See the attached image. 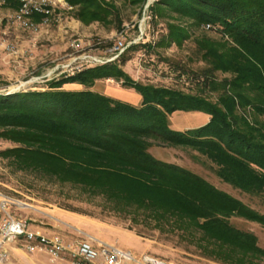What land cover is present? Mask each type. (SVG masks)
<instances>
[{"label":"trees","instance_id":"obj_1","mask_svg":"<svg viewBox=\"0 0 264 264\" xmlns=\"http://www.w3.org/2000/svg\"><path fill=\"white\" fill-rule=\"evenodd\" d=\"M69 3L79 5V15L89 21L109 13L102 0ZM158 5L217 27L234 42L225 50L215 41L200 43L214 67L206 83H216L214 70L234 74L217 102L173 87L143 85L116 62L87 68L49 81L48 89L0 93V138L16 143L0 155L18 170L102 195L137 217L142 211L145 224L195 243L203 254L227 263L260 264L264 248L256 235L236 228L229 218L264 224V214L201 175L157 159L149 147L154 139L196 149L217 165L225 182L264 194V122L248 115L250 110L264 116V0H160ZM170 37L181 43L187 34ZM110 77L140 92L141 105L91 89L64 88ZM181 110L204 111L211 119L201 127L174 130L169 115Z\"/></svg>","mask_w":264,"mask_h":264},{"label":"rangeland","instance_id":"obj_2","mask_svg":"<svg viewBox=\"0 0 264 264\" xmlns=\"http://www.w3.org/2000/svg\"><path fill=\"white\" fill-rule=\"evenodd\" d=\"M60 1L52 0L50 11L39 14L40 17L33 14L31 21L34 24L30 28L13 20L19 7L16 1L0 4V93L48 89L47 83L51 80L116 62L143 85L173 87L217 102L225 90V80L234 76L232 72L214 70L212 77L216 83H206V76L214 67L200 43L215 41L225 50L234 46V42L217 27L196 23L177 11L159 6L160 0H102L109 13L105 19L90 21L79 15V5H71L69 0ZM175 32L185 33L187 37L177 43L170 37ZM119 40L125 43L123 51L106 52ZM105 58L111 61L105 62ZM123 82L110 77L97 79L92 86L75 82L66 83L64 88L91 89L124 102L139 98L142 103L140 92ZM250 94L254 96L253 92ZM194 112H201L211 119L204 111L181 110L169 115V126L179 130L194 125L201 118L194 116ZM248 115L251 121L264 122L262 115L254 116L250 110ZM150 141L149 151L157 159L201 175L264 214V194L244 192L222 180L217 175V165L202 152L154 139ZM14 145L16 143L0 138V150ZM0 193L18 202L15 215L27 220L33 229L49 237L62 238L67 247L62 257L54 259L47 250H39L37 260L40 264L72 262L71 248L88 237L137 254L162 258L168 264H233L201 253L199 246L178 235H168L159 228L148 226L143 222L142 211L137 217L133 210L115 208L118 205L102 195H93L79 186L35 172L18 170L10 159L1 155ZM229 221L236 228L255 234L259 246L264 248V224L237 215ZM13 246L15 243L9 246L10 259L14 264H20ZM21 248L30 255L39 252Z\"/></svg>","mask_w":264,"mask_h":264},{"label":"built area","instance_id":"obj_3","mask_svg":"<svg viewBox=\"0 0 264 264\" xmlns=\"http://www.w3.org/2000/svg\"><path fill=\"white\" fill-rule=\"evenodd\" d=\"M7 1L9 0H0V4ZM14 1L18 3L19 7L14 13L13 20L26 28L33 26L34 23L31 21L33 14L48 13L52 3V0ZM125 47V43L119 40L106 52L119 53ZM108 60L109 58H105L104 61ZM15 206H18L15 199L0 193V264H14L10 259L9 246L18 242L29 251L45 249L54 259L62 257L67 249L62 238L59 236L49 237L33 229L27 220L15 215ZM71 250L72 264H168L162 258L145 253L137 254L94 237L80 240Z\"/></svg>","mask_w":264,"mask_h":264},{"label":"crops","instance_id":"obj_4","mask_svg":"<svg viewBox=\"0 0 264 264\" xmlns=\"http://www.w3.org/2000/svg\"><path fill=\"white\" fill-rule=\"evenodd\" d=\"M130 99V98H129ZM127 100V99H126ZM128 103H133V105L135 104H140L141 103V99L137 98L133 101H129ZM200 113V114H199ZM194 116L196 115H200V120L195 123L194 125H186L183 128H180L179 130H188V129H192V128H197V127H201L205 124H207L210 120V117L201 113V112H194L193 113ZM22 244H20V242L15 243V246H13V253L15 255V257L17 258V260L19 261L20 264H40L38 263L37 257L40 255V251L42 250H38L39 252H35L33 253V255H30L29 253H27L23 248H21ZM60 264H72V262L69 260L67 262H61Z\"/></svg>","mask_w":264,"mask_h":264},{"label":"water","instance_id":"obj_5","mask_svg":"<svg viewBox=\"0 0 264 264\" xmlns=\"http://www.w3.org/2000/svg\"><path fill=\"white\" fill-rule=\"evenodd\" d=\"M11 93V92H10Z\"/></svg>","mask_w":264,"mask_h":264}]
</instances>
